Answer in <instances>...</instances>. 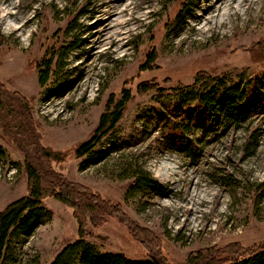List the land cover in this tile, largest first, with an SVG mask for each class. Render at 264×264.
I'll return each instance as SVG.
<instances>
[{"label": "rangeland", "instance_id": "obj_1", "mask_svg": "<svg viewBox=\"0 0 264 264\" xmlns=\"http://www.w3.org/2000/svg\"><path fill=\"white\" fill-rule=\"evenodd\" d=\"M258 41L264 0H0V81L28 99L40 143L64 152L53 168L122 204L159 236L172 264L201 249L264 247V119L235 118L251 79H261L264 99V60L255 62L243 48ZM149 54L153 68L141 70ZM199 71L216 79L194 85ZM142 81L158 83L163 93L139 94ZM212 88L237 92V100L225 114L213 111L211 127H193L188 138L199 154L164 145L161 116L176 118V108L194 107L195 94ZM124 90L131 98L121 120L95 147L98 162L83 168L94 157L78 158L75 148ZM0 145L1 211L28 187L24 155L2 128ZM141 168L169 189L167 197L130 187ZM44 205L52 218L28 235L15 233L6 264H51L77 239L72 210L52 197ZM90 232L87 241L98 252L147 256L115 218Z\"/></svg>", "mask_w": 264, "mask_h": 264}, {"label": "trees", "instance_id": "obj_2", "mask_svg": "<svg viewBox=\"0 0 264 264\" xmlns=\"http://www.w3.org/2000/svg\"><path fill=\"white\" fill-rule=\"evenodd\" d=\"M243 48L251 53L255 62L260 63L264 60V41ZM151 55H148L146 64L140 67L141 70L153 68L156 58ZM48 69L47 66L42 70L40 76L42 85H45L49 79ZM214 79L216 77L212 74L199 71L195 76L194 85L207 84ZM220 81L224 83V79ZM260 82L259 77L251 79L248 89L244 90V103L235 116L237 123L251 122L255 118L264 119V99L259 98ZM184 88L185 86L180 90ZM163 91V87L152 81H142L137 86L139 94L163 93ZM233 94L238 93L222 95L218 94L216 88L197 92L195 94L197 103L194 107L187 110L176 108V118H166L162 115V143L167 147L188 150L191 154L198 155L193 139L188 138L193 127H211L213 111L220 109L224 114L227 113L237 100L232 97ZM130 98L129 90H124L122 98L112 107L109 100L107 109L100 115L93 134L75 148V155L78 158L88 155L94 157L93 160H84L83 168L98 162L94 149L121 120L125 105ZM29 104L27 98L11 91L0 81V128L24 155L28 187L25 196L10 202L0 211V264H6L8 261L10 242L15 233L28 235L39 224L52 218V211L44 205L46 197H52L68 206L78 226L77 239L65 245L51 264H172L162 253L159 236L137 224L125 212L122 204L114 203L90 187L69 180L53 168L51 163L60 162L64 152L40 143L37 131L32 126L33 119ZM252 143H254L252 149H255L257 140H252ZM5 154L6 150L0 145V159ZM130 187L134 191L145 187L151 195L162 198L169 194V189L143 168L139 172L136 171ZM110 218L117 219L128 229L131 236L145 248L146 258H129L120 252H98L87 241L91 235V228L103 226ZM183 264H264V247L242 248L232 245L224 248L201 249L190 253Z\"/></svg>", "mask_w": 264, "mask_h": 264}, {"label": "bare ground", "instance_id": "obj_3", "mask_svg": "<svg viewBox=\"0 0 264 264\" xmlns=\"http://www.w3.org/2000/svg\"><path fill=\"white\" fill-rule=\"evenodd\" d=\"M227 3H228V2H227ZM227 3H226V4H227ZM209 6L212 8L211 10H214L215 8H217V5H215L214 3H213L212 5L210 4ZM211 14H212V13H211ZM108 17H110V16H108ZM108 17H107V18H108ZM103 18H104V17H103ZM103 25H104V24H103ZM108 28H109V27H108ZM108 36H109V35H108ZM117 38H118V37H117ZM108 39H109V38H108Z\"/></svg>", "mask_w": 264, "mask_h": 264}]
</instances>
